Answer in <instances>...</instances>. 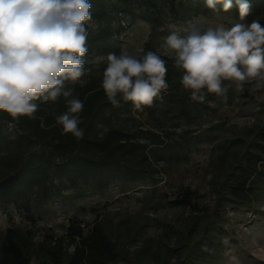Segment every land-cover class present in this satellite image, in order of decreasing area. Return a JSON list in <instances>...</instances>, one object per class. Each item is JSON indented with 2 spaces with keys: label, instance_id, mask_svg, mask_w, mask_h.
<instances>
[{
  "label": "rangeland",
  "instance_id": "374dc122",
  "mask_svg": "<svg viewBox=\"0 0 264 264\" xmlns=\"http://www.w3.org/2000/svg\"><path fill=\"white\" fill-rule=\"evenodd\" d=\"M116 7L124 12L125 25L113 14L116 31L96 43L98 52L88 64L101 83L108 53L154 51L166 61L172 92H163L142 111L132 106L119 116L123 120L131 113L136 119L134 128L143 131L138 137L147 147L153 172L103 185L76 181L58 169L63 182L72 180L65 182L67 188L55 179L36 190L28 204H0V245L8 228L27 227L47 248L60 244L56 249L63 250L61 263L67 264L74 243L66 239V231L79 221L85 234L95 225L104 229L116 247L117 264H264V177L255 184L253 203L242 205L230 195L231 175L238 173L264 128V89L245 83L237 90L225 82L224 95L205 90L203 102L192 100L191 90L180 83L182 71L161 48L172 31L185 35L190 20L204 28L253 20L241 21L218 6V11L208 9L205 0L167 6L157 26L135 5L117 2ZM107 24L102 15H92L86 22L88 34ZM87 70L76 83L87 82ZM28 264H50V259L41 253Z\"/></svg>",
  "mask_w": 264,
  "mask_h": 264
},
{
  "label": "clouds",
  "instance_id": "9594fccd",
  "mask_svg": "<svg viewBox=\"0 0 264 264\" xmlns=\"http://www.w3.org/2000/svg\"><path fill=\"white\" fill-rule=\"evenodd\" d=\"M217 4L224 12L238 7L241 21L251 9L247 0H205L208 9L218 11ZM91 8L89 0H0V111L14 119H36L40 103L63 96L67 110L56 121L65 133L83 138L79 114L84 103L67 82H79L88 71L84 57ZM183 31L185 35L172 31L164 37L161 48L182 71L180 83L191 90L192 100L203 102L205 90L224 95L229 85L242 90L252 83L264 89V26L259 19L207 28L194 19ZM106 61L101 87L113 106H119L121 96L142 111L168 88L166 61L157 52L122 50L108 53Z\"/></svg>",
  "mask_w": 264,
  "mask_h": 264
},
{
  "label": "trees",
  "instance_id": "16d2710c",
  "mask_svg": "<svg viewBox=\"0 0 264 264\" xmlns=\"http://www.w3.org/2000/svg\"><path fill=\"white\" fill-rule=\"evenodd\" d=\"M190 0H89L93 16L99 14L108 20L106 28L94 35H88L86 46L88 52L85 69H89V78L83 85L67 82L73 89V96L84 103L79 114L83 129V138L65 133L56 117L67 110L66 99L61 96L56 102L40 103L35 113L36 119L26 116L12 118L8 113L0 111V204L19 206L22 201L28 204L33 194L47 187L49 182L59 179V187L67 188L57 175L58 169H64L74 176L76 181L101 183L107 185L116 180L126 181L143 177L152 173L153 164L141 143L138 135L143 131L134 128L136 119L130 115L119 119L122 111H131V102L121 96L119 106H113L108 100L98 74L88 61L96 50V43L106 39L116 31L111 17L116 10L117 2L135 5L140 15L148 18L155 26L165 15L167 6L175 7ZM251 5L250 13L244 19H259L264 26V0H247ZM217 6L222 9L221 4ZM230 11L239 17L238 7ZM99 13V14H98ZM168 88L163 92L171 93L170 73L167 70ZM159 95V96H160ZM158 98V97H157ZM155 98V99H157ZM3 119L15 121L18 132L10 133ZM43 122L44 127H41ZM40 142H45L39 148ZM238 173L232 174L230 195L234 202L242 205L254 202L255 184L264 177V128L258 144L247 151ZM66 239L74 243V252L69 256L67 264H117L118 253L114 243L104 229L95 225L88 234L84 233L79 221L71 223L67 229ZM208 234H206L207 236ZM46 241L36 242L35 232L27 227H10L2 237L0 245V264H28L33 256L46 253L50 264H62L60 247L47 248ZM51 247V246H49Z\"/></svg>",
  "mask_w": 264,
  "mask_h": 264
},
{
  "label": "built area",
  "instance_id": "2783aa9c",
  "mask_svg": "<svg viewBox=\"0 0 264 264\" xmlns=\"http://www.w3.org/2000/svg\"><path fill=\"white\" fill-rule=\"evenodd\" d=\"M123 11H118L116 10L115 12H113L114 17L117 19V21H119V23H121V25H125V21H124V16H123ZM38 103V102H37ZM3 124L5 125L6 129L12 133L15 134L18 132V126L17 123L15 121L9 120V119H3Z\"/></svg>",
  "mask_w": 264,
  "mask_h": 264
}]
</instances>
